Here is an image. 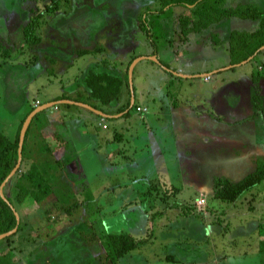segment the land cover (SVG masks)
Segmentation results:
<instances>
[{"label":"rangeland","instance_id":"obj_1","mask_svg":"<svg viewBox=\"0 0 264 264\" xmlns=\"http://www.w3.org/2000/svg\"><path fill=\"white\" fill-rule=\"evenodd\" d=\"M240 2L264 7V0ZM184 13L176 7L163 10L159 0H0V130L12 141L37 100H55L73 83L83 82L89 67L107 60L118 66L110 71L125 73L133 57L146 56L133 70L131 96L126 94L125 104L133 95L135 106L132 102L125 117L109 119L108 130L86 123L83 116H66L64 106L37 114L27 143L25 168L36 164L50 181L54 196L42 205L19 211L23 230L10 239H0V264L37 260L39 264H101L96 258L104 251L90 241L105 233H128L147 240L148 253L135 254L148 259L147 264H162L156 260L160 254L178 255L186 247L200 249L189 258L197 263L204 258L213 260L214 251L219 256L232 254L226 264H261L263 256L237 255L258 246L259 231L264 232V181L236 202L215 198L213 190L218 179L237 182L255 171L256 166L240 169L245 167L242 163L248 157L247 149L259 139L255 134L258 121L264 136V82L260 87L264 51L255 60L233 67L229 35L231 30L243 29L237 22L240 19L231 18L201 34L186 35L180 27ZM32 22L33 37L39 42L29 47L22 31ZM194 40L203 42L195 45ZM82 49L88 53L78 57ZM155 51L161 65L147 57ZM181 66L196 76L172 81L165 69L180 70ZM218 69L223 70L214 72ZM255 76L261 78L259 86L252 78ZM174 105L193 114L189 116L195 124L192 129L186 122H174ZM138 106L142 113L137 112ZM53 131L68 141V148H78L81 165L69 166L76 173L77 185L68 176L69 168L61 171L53 158L56 152L53 141L49 142ZM116 132L123 136L115 140ZM182 140L184 145H180ZM256 159L264 161V137ZM112 162L120 168L117 173L110 170ZM145 174L162 184L169 179L179 193L158 184L147 188ZM8 184L5 196L12 194L14 185ZM204 192L207 205L203 210L195 205V210L201 215L211 212L213 225L205 230L202 222L184 224L181 220L177 230L172 225L163 230V221L153 214L162 209L155 201H170L189 210ZM151 198L154 208L147 203ZM61 204L73 206L71 214L69 209L68 213L60 210ZM134 212L137 217H132ZM174 213L169 210L166 215ZM171 242L175 246L169 247ZM164 246L169 248L165 253ZM178 257L181 262L188 259ZM130 258H122L120 264H140Z\"/></svg>","mask_w":264,"mask_h":264},{"label":"trees","instance_id":"obj_2","mask_svg":"<svg viewBox=\"0 0 264 264\" xmlns=\"http://www.w3.org/2000/svg\"><path fill=\"white\" fill-rule=\"evenodd\" d=\"M159 1L163 10L167 7H176L182 8L188 13H184L182 20L180 21L181 31L186 33V35L202 33L204 30L209 29L214 24L220 23L224 19L238 18L257 22L258 26L252 32L233 31L230 34L229 48L231 56L230 64L232 66L239 65L250 59L255 60L258 54L263 51H261V49L264 47V7L259 4L244 2L238 3L235 6H229V2L235 0ZM41 16V14L38 15L35 20L38 21ZM34 29L35 25H33L32 22L22 31L23 41H26V44H29V47H34L33 45L38 44L39 42V38L33 37ZM87 53L88 50L82 49L77 52V55L78 57H82ZM135 59H137V57L131 59L126 72L123 74L110 72V69L116 70L118 66L111 64L108 61L94 64L83 73V82L75 85L76 89H78L77 91L82 90L78 85L83 86L84 92H80V95L77 97L62 95L57 97L54 101L72 100L90 105L96 110L102 109L103 106H110L115 102H120L124 96L125 90L127 94L131 96L129 68ZM252 60H250V62ZM259 80H261L259 76L254 77L257 86H259ZM255 100L256 103H261L259 96H256ZM63 106L65 108L70 107L66 104ZM130 108L131 102L128 100L125 105L118 109L117 113L119 114L127 111L126 113L129 114ZM257 108H259V105ZM35 109V106L32 107L23 117L13 141L0 130V188L18 163L20 133L27 117ZM38 115L33 118L27 130L22 150L23 158L20 169L8 184L12 186L14 185L11 196L6 195L9 203L4 201L0 195V235L6 234L17 228V231L14 234L5 239L15 237L23 230L24 225L22 214L19 213V211L21 212L24 208H30L34 204L42 205L47 202L50 197L54 196L50 181L47 180L36 164L32 165V168L29 167V170L25 168V162L29 159L27 143L33 121ZM57 163L59 164L61 171L67 165L66 160H59ZM262 181H264V161L258 159L255 171L248 174L241 181L233 182L229 179L216 180L214 185L215 198L224 202H236L245 192L250 191ZM4 190L6 191V187ZM56 200L59 204L62 203L61 199L56 198ZM19 208L20 210H18ZM58 208L66 212L69 209V213H67L71 214L70 212L73 206L63 207L61 204ZM15 211L19 215L21 214L19 223ZM259 239L261 251L264 252V232L261 233L260 231ZM145 241L146 240H137L132 235L125 233L103 234L99 243L104 248V253L103 256L96 259H99L98 262H101V264H120L121 258L128 254L129 251L143 246ZM91 242H96V239H91Z\"/></svg>","mask_w":264,"mask_h":264},{"label":"crops","instance_id":"obj_3","mask_svg":"<svg viewBox=\"0 0 264 264\" xmlns=\"http://www.w3.org/2000/svg\"><path fill=\"white\" fill-rule=\"evenodd\" d=\"M233 1H230L229 3H232ZM238 3H241L240 2V0H239V2ZM238 3H236V4H238ZM243 3V2H242ZM235 4V5H236ZM235 5H229V6H235ZM168 8H171V7H167V8H165V9H168ZM157 13V12H156ZM234 19H238V18H234ZM229 19H224V20H222L221 22H223V21H228ZM220 22V23H221ZM237 22H239V23H241V24H243V29L241 30L242 32H252V31H254L256 28H257V26H258V23L257 22H253V21H250V20H244V22H242V19H240V20H238ZM217 24H219V23H217ZM217 24H214V25H217ZM255 25V27L254 28H252V29H248L247 27H251V26H254ZM213 26V25H212ZM207 30V29H206ZM205 31V30H204ZM203 31V32H204ZM233 31H240V30H231V33L233 32ZM202 32V33H203ZM230 33V34H231ZM194 34V33H193ZM198 34H201V33H198ZM217 38V37H216ZM229 38H230V35H229ZM201 42H203V41H199V40H194V43H195V45H199V43L201 44ZM191 45V44H190ZM264 51V49H261V51ZM262 51V52H263ZM157 52L158 51H155L154 53H150L147 57L148 58H151L150 59V61H152L153 63H156L157 65H161V63L159 62V58H158V54H157ZM192 52H190V54H191ZM257 55V54H256ZM259 55V54H258ZM137 59H138V61L136 62V65H135V68H136V66L138 65V63L139 62H141L142 60H145L146 59V56H137ZM176 60H178V58L176 59ZM107 61V60H106ZM109 63H111V64H113L111 61H108ZM250 62V61H249ZM246 63H248V62H246ZM92 64V63H91ZM244 64V63H243ZM180 65V64H179ZM239 65H241V64H239ZM235 66H237V65H235ZM234 67V66H233ZM134 68V69H135ZM110 70H113V69H110ZM220 70H223V69H218V70H215L214 72H219ZM110 72H112V71H110ZM165 72L166 73H168L170 76H171V80L173 81V80H175V79H186V78H190V77H192V76H196V75H194V74H191V73H187L186 72V70L183 68V66H181L180 67V70H177V69H173V70H171L170 69V71H167L166 69H165ZM175 72V73H174ZM113 73V72H112ZM119 74H123V73H119ZM80 75V74H79ZM78 76V75H77ZM76 76V77H77ZM205 77L206 76H210L209 75V73L208 74H205L204 75ZM75 77V78H76ZM253 78V80H254V77H252ZM79 79V78H78ZM75 82H76V80H75ZM129 82H130V80H129ZM264 82V78L262 79V82H260V87H261V84ZM80 83H82L81 81L78 83V84H80ZM82 90H80V91H77L78 89H76V86H75V84L73 83L72 85H70L69 86V88H68V90H63V93H61L58 97H60V96H62V95H66V96H68V97H77V96H79L80 95V92H84V88H83V86H81V85H78ZM131 87V86H130ZM131 92H132V90H131ZM126 94H127V92H126V90L124 91V96H123V98H122V100L120 101V102H115V103H113L112 105H110V106H103L102 107V109H100V110H97V111H100L102 114H104V115H106V116H104V115H102L101 113H96V112H94V111H92V110H90V109H88V108H86V107H83V106H80V105H77V104H69V103H61V104H58L57 106H55V107H53V109L55 110V111H59V109H60V107L61 106H63V105H69L70 107L68 108H65V110L67 111V113H66V116H69V117H73V116H75V115H80V116H83L84 117V119H85V122L87 123H91V124H98L97 126L99 127V128H103V129H105V130H108L109 129V127H105L106 126V124H107V122H108V120L109 119H113V118H121V117H125L126 116V112H124V113H117V111H118V109L120 108V107H122L123 105H125V101H126ZM56 99V98H55ZM37 101H40V100H37ZM62 101H72V100H62ZM41 102V106L42 105H44V104H46V103H49V102H58V101H54V99L53 100H49V101H40ZM73 102H75V101H73ZM130 102H131V104H132V102H133V104H135V100L133 99V95H132V98H131V100H130ZM75 103H80V102H75ZM84 104V103H83ZM35 106V105H34ZM40 107V106H39ZM139 108H141V106H138ZM137 107V108H138ZM163 107V106H162ZM173 108H174V112H173V114H172V116H175L176 118H174V122L175 121H178V122H181V123H183V122H186V123H188L189 124V126L191 127V129L193 128L192 126H195V124H194V121H193V119H191L189 116H191V115H193L191 112H184V111H182L181 109H180V107H178V106H173ZM52 109V108H51ZM162 110V109H161ZM84 111V112H83ZM138 112V111H137ZM143 112V111H142ZM142 112H139V113H142ZM250 120V122H255V120L256 119H249ZM260 123H261V121H258V126L255 124V126H256V130H255V134L256 135H258L259 136V139L257 140V139H255L254 140V144H252L251 145V147H249V150L247 149V155H248V157H247V159H245L244 161H243V163H242V165H244L245 167H243V168H239L241 171H243L245 168H249V167H251V166H256V157H257V149H259V150H262L263 149V135L260 133V131H261V129H260V127H259V125H260ZM66 124H64V126H65ZM220 127H222V129H224V125H221ZM190 129V130H191ZM253 133H254V131H253ZM53 137H52V140H50L49 142H52L53 141V144H52V150L54 151V153L55 154H53L54 156H53V158H55L57 161H61V160H66L67 161V165H66V167L65 168H69V171L71 172L70 174H68V176L70 177V179H72L73 181H74V185L76 184V179H75V176H76V173L75 172H73L71 169H70V165L71 164H73V163H78L79 165H81V163L80 162H78L79 160H78V155H77V149L78 148H76L75 146L74 147H71V148H68V141L66 142L64 139H62V138H60V137H58V135L56 134V131H53ZM120 134H122V132H116L114 135H113V137L115 138V140H116V138H118V136H121ZM122 136H123V134H122ZM184 139H185V137H183ZM219 138H221V137H219ZM54 139V140H53ZM186 143V141H183L182 140V142H181V144L180 145H184ZM100 146V145H99ZM188 148H192V147H188ZM180 149V148H179ZM182 152H183V150L182 149H180ZM255 155H254V154ZM56 154H57V156H56ZM182 155H183V153H182ZM182 155H179V157H182ZM116 157H114L113 159H115ZM145 159H143L141 162H143ZM116 162H112L111 163V172L113 171L114 173L116 172L117 173V169H120V168H117L116 167V164H115ZM140 165V164H139ZM65 168L63 169V170H65ZM238 169V168H237ZM255 169H256V167H255ZM254 169V170H255ZM81 170V168H79V171ZM120 171H118V173H119ZM236 172V171H235ZM252 172V171H251ZM251 172H249V173H251ZM65 173V172H64ZM82 173V175L84 174V172L82 171L81 172ZM227 174H231L232 173V171L230 170V171H227L226 172ZM248 173V174H249ZM145 176L146 177H144L145 179H147L148 180V183H146V184H148L147 185V188L148 187H151L152 186V184H158L159 185V187L160 188H162V189H164V188H166V189H170V190H173V192L175 193H179V191H180V189L179 188H176V186H174L173 184H169L168 183V181L167 180H169V179H164L165 180V182H164V184H162L161 183V181H160V179H157L156 177H153V178H151L150 177V179L148 178L149 176L148 175H146L145 174ZM229 176V175H228ZM133 177H135V176H133ZM119 181H120V179H119ZM122 182V181H121ZM122 183H124V182H122ZM128 183V182H127ZM119 184V183H118ZM77 185V184H76ZM201 188V190H205V189H203V187H200ZM90 191V190H89ZM203 192V191H202ZM207 192V191H206ZM206 192H204L205 194H202V193H200L199 194V196H197L196 197V201L198 200V197H201V196H203V195H206ZM246 193V192H245ZM244 193V194H245ZM243 194V195H244ZM213 195H214V197H215V190H213ZM242 195V196H243ZM89 196V197H88ZM87 197L89 198V199H91L92 197H93V194H92V197H91V192H90V194L88 195ZM124 196H125V194H124ZM207 196V195H206ZM148 197V196H147ZM143 202L144 201H146V199L144 198V200H142ZM147 201H149V202H147V203H149V207H152V208H154V202H152L153 201V199L151 198V199H149V200H147ZM164 202H160V201H155V202H158L159 204H160V206H161V211H159L158 213H153V214H155V216H157L156 218L158 219V218H160V220H162L163 221V225L164 226H162V228H163V230H167V228L168 227H170V225H172V226H174L175 228H176V230H177V227L178 226H180V224H179V222L182 220V223H184V224H186V223H189V224H191V222L192 221H195V222H202V224L205 226V230H207L208 229V227H210L211 225H213V222H214V215L212 216V213L211 212H209L210 214H208V211L207 212H203V215H201V214H199L196 210H195V205H196V201L194 202V204H192L191 205V208L188 210V209H186L185 207H180L178 204H171V202L170 201H166V200H163ZM173 203V202H172ZM207 205V204H206ZM208 209H209V207H208ZM169 210H175V213L174 214H172L171 215V217H169V216H167L166 214H167V212L169 211ZM145 211V210H144ZM209 211H210V209H209ZM132 217H137V215H136V212H134L133 214H132ZM196 226H195V230H196ZM212 228V227H211ZM205 230H201V232H204ZM196 232H198V230L196 231ZM260 232V231H259ZM208 232H206L204 235H206ZM105 234H109V233H105ZM128 234V233H127ZM146 234H148V233H146ZM166 235H168V234H166ZM102 237H103V235L101 236V237H97L99 240H96V243H98V245H100L101 246V244L99 243V241L102 239ZM133 237H135V236H133ZM136 238V237H135ZM258 238H260V233H259V237ZM138 239V238H137ZM139 240H143V239H139ZM91 242V241H90ZM180 242V241H179ZM145 246H148V242H147V240L145 241V244L143 245V246H141V247H138V248H136V249H134V250H131V251H129V253L128 254H126L124 257L126 258V257H132V258H130L129 260H132V261H135V262H140V264H147L148 263V259H142V258H137V257H135V254L137 253V255H140V251H143L142 253H143V255L146 253H148L147 251H148V249L149 248H146ZM171 246H175V244L174 243H170L169 244V247H171ZM102 247V246H101ZM140 248H142V249H140ZM163 248V252L165 253L166 251H167V249H169L168 248V246H164V247H162ZM251 249L252 250H249V249H246V250H244V251H241V252H239L238 253V255L237 256H242V257H244V256H247V255H250L251 257H264V252H262L261 251V247H260V239H259V244H258V246H255L254 248L253 247H251ZM102 250L104 251V248L102 247ZM196 251H200V249H198V248H189V247H186V249H181L180 250V252L178 253V255H175V254H164L163 256H162V254H160V256L161 257H159V259H156V260H159L162 264H205V263H208V264H226V262L228 261V259L229 258H231V256H232V254L230 253V252H224L221 256H219V255H216L215 253H214V251L211 253L212 255H213V260H211V261H208V259H206V258H204V259H202V260H200V262L201 263H197L196 262V260L194 261L193 259H189L191 256H192V254H198L199 252H196ZM201 252V251H200ZM210 251L207 249V253H209ZM214 255H215V257H214ZM178 256H186L188 259H184V260H182V262H181V260L179 259V257ZM233 256H236V255H233ZM236 256V257H237ZM37 257V256H36ZM123 257V258H124ZM263 257H262V259L261 258H259L260 259V261H261V264H264V259H263ZM235 258V257H234ZM36 258H32V260H35ZM122 259V258H121ZM38 261V260H37ZM37 261L35 262V263H31L30 262V264H39V263H37ZM158 261V262H159ZM205 261V262H204ZM29 262H25V264H28ZM43 264V263H42Z\"/></svg>","mask_w":264,"mask_h":264},{"label":"water","instance_id":"obj_4","mask_svg":"<svg viewBox=\"0 0 264 264\" xmlns=\"http://www.w3.org/2000/svg\"><path fill=\"white\" fill-rule=\"evenodd\" d=\"M264 49V47L262 48ZM138 61V59L134 60L133 63L131 64L130 66V70H129V80H130V86H131V90L132 89V83H131V79H132V74H133V70L135 68V65H136V62ZM133 92V91H132ZM61 103H69V104H77V105H80V106H83V107H86L96 113H101L100 111H97L95 108L91 107L90 105H87V104H83V103H75L73 101H58V102H49V103H46L40 107H37L26 119V121L24 122L23 124V127H22V130H21V133H20V142H19V159H18V163L15 167V169L11 172V174L6 178V180L4 181V183L1 185V188H0V195L1 197L3 198L4 201L8 202V199L6 198L5 194H4V188L6 187V185L9 183V181L15 176V174L17 173V171L20 169V166H21V163H22V158H23V154H22V150H23V145H24V141H25V136H26V133H27V130L33 120V118L40 112H43L45 110H48V109H51L55 106H57L58 104H61ZM102 114V113H101ZM104 115V114H102ZM106 116V115H104ZM14 209V208H13ZM15 215L17 217V221L19 223L20 221V216L19 214L15 211ZM17 231V228L14 229L13 231H10L6 234H2L0 235V239H4L12 234H14L15 232Z\"/></svg>","mask_w":264,"mask_h":264},{"label":"built area","instance_id":"obj_5","mask_svg":"<svg viewBox=\"0 0 264 264\" xmlns=\"http://www.w3.org/2000/svg\"><path fill=\"white\" fill-rule=\"evenodd\" d=\"M35 107L37 108V107H39V106H41V102L40 101H36L35 102ZM137 111L138 112H142V111H144L142 108H137ZM206 203H207V200H206V198L204 197V196H201L197 201H196V207L199 209V210H203V209H205V207H206Z\"/></svg>","mask_w":264,"mask_h":264}]
</instances>
